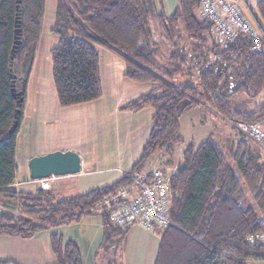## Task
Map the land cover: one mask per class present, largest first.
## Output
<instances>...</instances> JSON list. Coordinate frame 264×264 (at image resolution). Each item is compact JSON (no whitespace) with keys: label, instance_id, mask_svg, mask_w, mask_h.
Wrapping results in <instances>:
<instances>
[{"label":"trees","instance_id":"obj_1","mask_svg":"<svg viewBox=\"0 0 264 264\" xmlns=\"http://www.w3.org/2000/svg\"><path fill=\"white\" fill-rule=\"evenodd\" d=\"M46 2L0 0V202L5 206L0 209V236L31 238L98 213L107 253L98 252L99 264L107 256L108 264H113L116 239L131 226L112 224L108 211L100 213L94 207L120 186L131 184L127 174L62 199L42 187L33 191L13 187L17 135ZM200 5L201 0H178L175 11L166 14L156 0H56L51 32L58 43L50 52L61 106L102 96L99 46L124 61V76L154 84L121 107L155 111L142 155L128 174L145 171L158 154L160 163L173 166L175 147L183 143L181 120L200 105L235 124H264V49L254 50L244 35L233 42L218 41L212 22L198 16ZM256 10L264 24V0L258 1ZM13 83L21 92L18 96ZM241 94L256 100L255 105L233 101ZM235 129L238 140L223 146L210 133L198 147L189 144L184 149L179 167L167 170L171 223L162 229L154 264H247L264 259V243L250 240L264 232V154L253 149L257 141L246 140ZM50 244L53 264H83L75 240L53 233ZM0 264L20 263L0 259Z\"/></svg>","mask_w":264,"mask_h":264},{"label":"crops","instance_id":"obj_2","mask_svg":"<svg viewBox=\"0 0 264 264\" xmlns=\"http://www.w3.org/2000/svg\"><path fill=\"white\" fill-rule=\"evenodd\" d=\"M258 1L260 0H237L239 7L245 17L262 35H264V24L260 20L256 10ZM156 3L159 8L164 10L166 14H171L177 8L178 0H156ZM198 16L203 18L201 9H199ZM51 23L52 21L47 24L48 31H51ZM51 34L53 33L51 32ZM51 48L52 46H50L49 50H51ZM98 50L100 53V72L103 88L102 96L96 100L86 103H80L71 106H61L58 102L57 92L53 81L52 61L50 62V66L47 68V73L50 74V76L43 77L44 80L41 79V81L40 79L36 78V80L40 83L37 85L34 84L32 94L29 95L32 89L31 84H33V74L37 60V54L39 52L38 47V52L36 54L33 69L27 85L23 120L17 135L18 157L19 136L24 127L23 125L25 121L31 119L34 114H36L37 117L35 120L40 122L41 126L43 127V133L45 128H48L49 133L51 120H53L58 115H61V117H66V124L74 122L77 119L79 121H83V123L78 125L82 126L81 129H88L89 132V137L84 142L78 141V144L68 143V141H70L68 138L69 135L74 133V131L69 128V131L66 133L68 140H65L66 144H60L50 148H43V150L40 152L29 154L26 158L28 161L33 156L54 150L71 149L80 153L82 159L81 172L75 175L59 176V179H70H67L64 182L60 181L63 183L55 184L53 189H58L59 191L74 189L73 195L82 193V189L84 190V187H88L85 189L90 190L97 187L94 185L92 186L91 177L87 179L81 178V176H84V174H92L95 171H102L105 173L118 171L120 173L118 177L119 179L124 173L130 171L133 168L134 164L140 159L145 143L149 138L152 129V118L155 112L151 107H147L137 112L121 109V107L130 100L136 99L142 94L150 91L154 84L130 80L124 76L125 63L121 58L103 46H99ZM210 117L213 120H211ZM183 118H185L184 125H182ZM183 118L181 120L180 131L183 138V144H179L177 147H175V155L173 159V167H175V169L183 162L184 149L189 144L196 146L195 138H191L192 143L186 145V142H184L186 139H184L182 134L184 128L186 131L188 128H190V126L197 128L198 134L195 136L197 137L198 135H203V131L200 126H202V124H205V126L209 124L210 127H212V131L210 129V131L207 132V137L210 135V133L215 134L221 145L225 146L231 141L238 140L237 131L235 129V127L238 128L237 123L235 124L233 121L222 117L216 111L205 105H200L196 110L186 114L185 117L183 116ZM214 121L219 122L217 130L216 126L214 125ZM259 125L260 127L264 126V124L262 125L260 123ZM66 128L68 129V127ZM187 139H189V137ZM83 145H86L89 148L88 157L86 156L88 151L85 146L83 148ZM252 147L256 151H260L264 154V148L258 144V142H253ZM155 160L157 164L160 163V161H157L155 158L148 163L147 168H152L150 164H152ZM28 170L29 171L27 172V175L20 179L18 178L17 168L16 181L13 184V187L21 189V187L24 185L33 184H37L34 190L38 187H41L39 180H33L30 177V169ZM27 191L33 190L32 188H29ZM137 226L138 225H133L129 228L127 236L128 239L134 236L135 239L140 242L142 240H150L151 242L160 240L161 234L158 235V228L154 230V232H156L155 234L150 232L145 235L140 233V231H137ZM39 233L31 238L1 235L0 259L13 260L20 264L36 263L32 262L34 259H36L38 262L50 259L48 258V255L45 260L42 259V253L37 247L38 245L36 244L34 246V243L40 238H44L46 244L47 240L49 239V233H46L43 235V237H40ZM78 245L80 246V244ZM81 253L83 258L82 250ZM156 255V250H154V248L151 249L147 256V264H154ZM97 258H99L98 255Z\"/></svg>","mask_w":264,"mask_h":264},{"label":"rangeland","instance_id":"obj_3","mask_svg":"<svg viewBox=\"0 0 264 264\" xmlns=\"http://www.w3.org/2000/svg\"><path fill=\"white\" fill-rule=\"evenodd\" d=\"M55 6H56V0H47L46 2V13H45V18H44V25H43V30H42V35L40 39V46H39V52L37 54V60L35 64V69H34V74H33V84H31V91L29 95L32 94V90L34 88V84H39L40 82L36 80L37 79H43V77L50 76V74L47 73V68L50 66L51 62V52L49 50L50 46H56L58 43V37L54 34H51V31H48L47 29V24L52 21L51 24H53L54 20V14H55ZM197 14H199V10H197ZM51 18V20H50ZM159 38V34H157ZM44 80V79H43ZM53 82V81H52ZM236 103H241L245 102L248 103L250 107H253L255 105L256 100H252L248 98L246 95L241 94L238 95L234 98ZM186 116V115H185ZM184 116V117H185ZM36 114L32 116L31 119L25 121L24 127L22 129V132L19 136V146H18V159H17V165H18V178L22 179L27 175V172L29 171V160L27 161V156L29 154H34L36 152H40L43 150V148L46 147H54L58 145H63L66 144L67 140V131H69V128L74 131L73 134L69 135L70 141L68 143H74L78 144V141L84 142L88 137H89V132L88 129H81V124L83 121H79L78 119L74 122L66 124V117H61V115L56 116L53 120H51L50 123V130L48 133V128H45V131L43 133V127L41 126V123L36 121ZM211 118V117H210ZM211 120H213L211 118ZM185 118L182 120V125H184ZM214 125L216 126V130L219 126L218 121H214ZM68 125V126H67ZM68 127V129L66 128ZM203 131V135L197 136L198 131L197 128L190 126L188 130L183 129V136H184V142H186V145L189 143H192L191 138H195L196 141V147H198L206 138H207V132L212 131V127H210L209 124L205 126V124H202L200 126ZM262 129L264 130V126H262ZM69 133V132H68ZM189 137V139H187ZM183 144V143H181ZM87 149V154L86 156H89V148L86 145H83ZM80 154V153H79ZM162 154H158L155 158L160 160V157ZM86 158V157H85ZM156 160L150 164L152 168H157L163 170L165 173L168 171L171 173L173 170H175V167L165 165L164 163H156ZM175 163V162H174ZM165 166L167 167L165 169ZM86 168V167H85ZM168 170V171H167ZM236 173L239 176V172L237 169ZM119 172L118 171H113V172H102V171H95L92 174H84V176H81V178L87 179L91 177L92 180V186H104V185H109L112 184L115 180L118 179L119 177ZM53 180L49 183V188L52 190L57 198L62 199V198H68L73 195L74 189H67L65 191H59L58 189H54V185L57 183H63L65 180L70 179H59V176H54L52 177ZM63 181V182H60ZM85 182V180H84ZM37 184L33 185H24L21 187L23 190H28L29 188H34L36 187ZM41 185V183H40ZM88 187H84V190H90V189H85ZM18 189V188H17ZM82 189L83 192H86ZM82 192V193H83ZM11 207V206H10ZM0 209H5V206L1 204L0 202ZM14 212L17 214L19 211L17 210L16 207H13ZM138 225L137 231H140V233H143L147 235L148 233H156L153 231H147L142 228L141 225L139 224H134ZM147 231V232H146ZM162 229L158 228V235L162 233ZM46 233H49V239L47 240V244L45 243L44 238H40L34 243V246L37 244L40 252L42 253L41 258L46 259L47 255L48 258L46 261H34L36 263L32 264H53L55 263V256L51 248L50 244V236L53 233H59L62 234L63 238L65 241L68 240H75L78 244H80V249L83 252V260L84 264H99L97 258L98 252L103 253L105 251V248L102 245L103 241V224H102V219L101 216L96 213L95 215L91 216L88 219L82 220L80 222H74L71 224H66V225H59L55 227L48 228L47 230H44V232H40V237H43ZM128 233L124 236H120L116 239V244L114 247V250H112V256L113 258V264H147V256L148 253L151 251V249L154 248L156 252L158 251L159 243L160 240L151 242L150 240H145V241H137L134 236L130 237L128 239ZM142 236V235H140ZM103 254H107L104 252ZM101 255V254H100ZM108 257V256H107ZM107 257L104 259L103 263L108 264L110 260L107 259ZM38 262V263H37ZM247 264H264V259H257V260H249Z\"/></svg>","mask_w":264,"mask_h":264},{"label":"built area","instance_id":"obj_4","mask_svg":"<svg viewBox=\"0 0 264 264\" xmlns=\"http://www.w3.org/2000/svg\"><path fill=\"white\" fill-rule=\"evenodd\" d=\"M200 9L203 18L212 22L213 36L218 41L233 42L244 35L251 39L254 50L264 49L263 35L242 13L237 0H201ZM237 126L246 140H255L264 148V130L259 124L239 122ZM124 174L132 183L120 186L114 194L97 203L94 210L108 211L110 222L120 227L139 224L145 230L153 231L169 225L170 173L156 167ZM51 180L52 177L39 179L41 187L48 189ZM250 240L264 243V232L250 237Z\"/></svg>","mask_w":264,"mask_h":264},{"label":"water","instance_id":"obj_5","mask_svg":"<svg viewBox=\"0 0 264 264\" xmlns=\"http://www.w3.org/2000/svg\"><path fill=\"white\" fill-rule=\"evenodd\" d=\"M19 32L20 29L17 30V33ZM13 92L15 96L21 94L20 91H17L14 83ZM29 169L30 177L33 180L53 176L75 175L80 173L82 170V159L81 155L75 150H54L33 156L29 160Z\"/></svg>","mask_w":264,"mask_h":264}]
</instances>
